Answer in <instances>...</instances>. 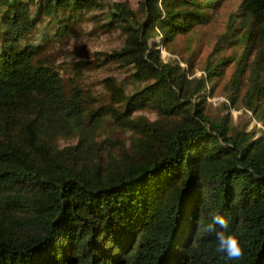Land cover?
<instances>
[{"label":"trees","instance_id":"trees-1","mask_svg":"<svg viewBox=\"0 0 264 264\" xmlns=\"http://www.w3.org/2000/svg\"><path fill=\"white\" fill-rule=\"evenodd\" d=\"M225 1L0 0V264H264V0H238L199 63L160 51ZM84 25L122 40L58 60Z\"/></svg>","mask_w":264,"mask_h":264},{"label":"rangeland","instance_id":"rangeland-1","mask_svg":"<svg viewBox=\"0 0 264 264\" xmlns=\"http://www.w3.org/2000/svg\"><path fill=\"white\" fill-rule=\"evenodd\" d=\"M132 7H138V0H128ZM238 3V0H226L217 10V12L213 16V20L210 24L198 27L194 33L191 32L190 35L187 36H178L171 46L172 50H167L162 45L160 46L161 55L165 60L172 59L178 57L180 61L185 62L182 60L184 56L188 54V51L192 48L195 49V62L199 63L201 60L210 50L211 44L215 40L217 34L222 31L225 27L227 18L229 13L234 10ZM85 28L79 32L78 35L73 36L64 46L65 49H57L56 50V57L58 60L64 59L66 54H70V57L75 58H86L90 59L92 57V52L98 48L108 49L110 47H114L119 45L122 36L119 32L114 31L107 33H89L93 31H89V26L84 25ZM65 43V42H64ZM63 43V44H64ZM59 45V44H57ZM201 69L198 66L195 67L194 74L199 75L201 74ZM105 74H114L118 75L119 77L125 74L119 67L115 64H111L107 67L103 68H89L85 69L83 73V78L85 77L87 80L96 81L99 77ZM99 87V86H98ZM209 102H211L212 106L211 109L216 111L218 108L220 101L224 100V96L220 93V91L216 90L213 95L208 97ZM230 112L233 114L234 121H246L248 118H251V112L242 110V109H235L234 107L230 106ZM245 111V112H244ZM148 116L152 117L153 113L144 111ZM253 125H249L248 128H251ZM255 136L263 135L264 136V123L262 121H257L254 127ZM114 135H119V132H114Z\"/></svg>","mask_w":264,"mask_h":264},{"label":"clouds","instance_id":"clouds-1","mask_svg":"<svg viewBox=\"0 0 264 264\" xmlns=\"http://www.w3.org/2000/svg\"><path fill=\"white\" fill-rule=\"evenodd\" d=\"M212 224L207 227V231H216V252L226 256L228 260H240L244 255V250L240 245L239 239L225 230L228 228V221L224 216L213 214ZM213 226H217L215 229Z\"/></svg>","mask_w":264,"mask_h":264}]
</instances>
